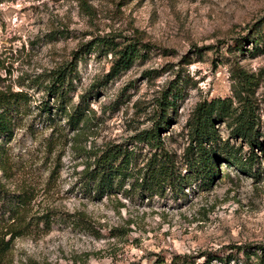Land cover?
I'll list each match as a JSON object with an SVG mask.
<instances>
[{
    "label": "rangeland",
    "instance_id": "obj_1",
    "mask_svg": "<svg viewBox=\"0 0 264 264\" xmlns=\"http://www.w3.org/2000/svg\"><path fill=\"white\" fill-rule=\"evenodd\" d=\"M106 36L149 48L104 81L113 59L99 43ZM65 63L75 67L70 107L81 95L88 105L79 128L61 126L65 116L49 125L37 108L47 74ZM167 87L175 107L160 137L181 173L194 105L225 97L237 113L247 94L262 142L250 172L220 158L210 183L90 198L80 173L93 151L113 142L140 155L154 150L133 139L153 125ZM8 88L29 99L5 139L0 187L26 191L28 202L20 223L1 205L11 196L0 200V234L14 235L0 264H165L176 253L193 264H223L211 254L264 242V0H0V89ZM232 125L216 121L219 139L245 157L248 144ZM78 213L94 226L77 221Z\"/></svg>",
    "mask_w": 264,
    "mask_h": 264
},
{
    "label": "trees",
    "instance_id": "obj_2",
    "mask_svg": "<svg viewBox=\"0 0 264 264\" xmlns=\"http://www.w3.org/2000/svg\"><path fill=\"white\" fill-rule=\"evenodd\" d=\"M99 43L113 53L104 81L128 68L149 48L146 42L138 38L124 37L123 40H116L106 36L99 39ZM74 74L75 67L72 63L62 64L47 74V82L44 85L46 94L37 104L42 119L47 121V124L56 126L57 118L65 116L61 126L79 128L86 112H89L86 111L88 105L84 101V95H81L77 103L71 107L69 105V92L74 88ZM241 86L245 89L243 83ZM170 93L168 87L161 91L156 100L154 109L156 118L153 125L137 131L134 135L133 140L136 143L144 142L154 148L149 155H140L134 145L129 147L121 142L107 143L102 149L93 151L92 159L85 163L80 173V186L90 198L99 199L119 191L125 195L138 190L149 195L163 194L166 188L182 190L185 185L188 186L194 181L210 183L218 171L220 158H226L227 162H233L239 169L250 172L251 165L257 159L254 148L262 149V142L258 139V117L247 94L240 95L243 106L237 113H232L231 99L225 97L202 99L194 105L187 119L189 144L183 153L186 171L181 173L175 155L165 147L160 137L161 131L171 121L168 110L175 107V98ZM50 97H53L51 103ZM28 99L29 94L22 89H0V168L6 165L5 139L11 136L12 126L21 111L20 107L27 103ZM223 118L233 119L231 134L248 144L249 152L245 157H242L238 148H234L227 140L219 139L216 121ZM127 181L128 186H125ZM6 196L12 198H9V203L2 201L1 205L5 204L8 213L13 212L21 223L24 220L23 209L28 202L27 192L11 193L0 187V200ZM75 219L84 226H94L82 213H78ZM17 228L13 227L10 231ZM13 237L14 235H11L7 240L0 234V257L10 248ZM240 258L243 264H264V242L235 245L228 253L222 255L214 252L210 257L223 264H229L231 260H234V264H239ZM252 260L254 261L251 262ZM165 264H193V261L188 254L176 253L167 259Z\"/></svg>",
    "mask_w": 264,
    "mask_h": 264
}]
</instances>
